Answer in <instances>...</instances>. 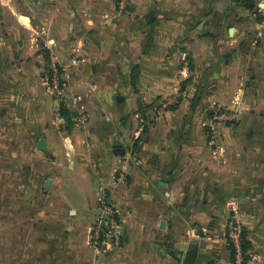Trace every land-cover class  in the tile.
<instances>
[{"label":"crops","instance_id":"obj_1","mask_svg":"<svg viewBox=\"0 0 264 264\" xmlns=\"http://www.w3.org/2000/svg\"><path fill=\"white\" fill-rule=\"evenodd\" d=\"M217 109L237 119L212 143ZM103 188L123 237L98 254ZM234 215L251 247L233 256ZM195 246L196 264H264V20L239 0H0V264H185Z\"/></svg>","mask_w":264,"mask_h":264},{"label":"built area","instance_id":"obj_2","mask_svg":"<svg viewBox=\"0 0 264 264\" xmlns=\"http://www.w3.org/2000/svg\"><path fill=\"white\" fill-rule=\"evenodd\" d=\"M126 3V0H122V6ZM51 78L49 77L51 87L55 92L61 94V90L67 86L68 80L71 77L70 72L65 68L54 67ZM79 98L72 99L71 107L75 110L78 106ZM86 116L81 117L80 122H86ZM237 116L235 113L227 112L224 110H218L214 112L211 119V132L212 143L217 140L218 126L220 123H226L229 121H235ZM218 148V145L215 144ZM122 222L120 218V212L115 202L110 198L108 192L103 188L99 196V214L94 221L91 229L90 244L91 247L98 253L103 254L111 251H115L121 248L122 245ZM243 227L237 215L231 217L229 222L228 237L230 242L237 249V252L241 253V235Z\"/></svg>","mask_w":264,"mask_h":264},{"label":"trees","instance_id":"obj_3","mask_svg":"<svg viewBox=\"0 0 264 264\" xmlns=\"http://www.w3.org/2000/svg\"><path fill=\"white\" fill-rule=\"evenodd\" d=\"M241 1L242 5L250 8L255 17H256V20L258 22H261L264 20L263 16L259 13V11L257 9H254L252 4H253V1L252 0H239ZM47 56V54H46ZM62 114L63 116L65 117V119L67 120V122L70 124L72 123V118H73V115H72V111L66 109L64 106L62 107ZM228 237V236H227ZM228 244H229V248L231 250V253L232 255L234 256L237 249L234 247V245L230 242L229 240V237H228ZM251 247V244L247 238V232L246 230L243 228V232H242V235H241V248L243 250V252H246L249 248Z\"/></svg>","mask_w":264,"mask_h":264},{"label":"water","instance_id":"obj_4","mask_svg":"<svg viewBox=\"0 0 264 264\" xmlns=\"http://www.w3.org/2000/svg\"><path fill=\"white\" fill-rule=\"evenodd\" d=\"M38 149L43 150V151H45L47 149L44 139H41L39 141ZM114 152L117 155H123V154H125V149L119 147V148H116ZM50 185H51V181L48 180L46 183V188L49 189ZM198 254H199V247L198 246H195V247L189 249L185 254L184 263L185 264H196L197 259H198Z\"/></svg>","mask_w":264,"mask_h":264}]
</instances>
